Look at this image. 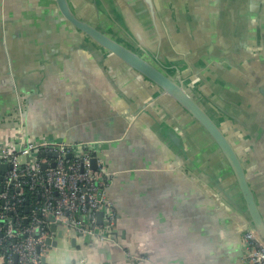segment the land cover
Wrapping results in <instances>:
<instances>
[{"label":"water","instance_id":"95a60500","mask_svg":"<svg viewBox=\"0 0 264 264\" xmlns=\"http://www.w3.org/2000/svg\"><path fill=\"white\" fill-rule=\"evenodd\" d=\"M0 4V139L24 131L29 139L52 135L76 142L57 133L34 135L28 120L54 75L51 68L60 72L63 60L67 65L76 53H89L128 118L146 125L234 222L240 260L247 264L242 234L251 232L264 246V77L257 83L252 77L263 71L257 62L264 59V0ZM188 33L195 42H188ZM116 63L151 83L154 94L129 96L112 77L122 74L109 71ZM97 160L91 158L92 169ZM97 222L102 223L101 211ZM56 236L46 238L49 249L63 237L61 229ZM110 238L117 241L113 231Z\"/></svg>","mask_w":264,"mask_h":264},{"label":"crops","instance_id":"0c3cea01","mask_svg":"<svg viewBox=\"0 0 264 264\" xmlns=\"http://www.w3.org/2000/svg\"><path fill=\"white\" fill-rule=\"evenodd\" d=\"M188 35V42H195ZM257 44H262L260 36ZM88 54L76 53L67 65L63 60L60 72L51 68L54 75L30 108L28 128L34 135L100 140L99 156L113 172L106 190L116 213L117 241L84 247L68 230L48 249L46 264H242L234 222L146 125L128 118ZM257 64L263 71L253 72L255 83L264 77V59ZM109 71L122 74L112 77L129 96L154 94L151 83L139 81L124 66L112 64Z\"/></svg>","mask_w":264,"mask_h":264},{"label":"built area","instance_id":"2783aa9c","mask_svg":"<svg viewBox=\"0 0 264 264\" xmlns=\"http://www.w3.org/2000/svg\"><path fill=\"white\" fill-rule=\"evenodd\" d=\"M53 152L57 155L49 156ZM99 155L100 145L93 141L52 135L29 139L24 131L0 139V261L41 264L49 249L46 238H56L58 229L72 231L84 247L111 239L116 213L106 188L113 172ZM93 156L98 157L96 169L90 166ZM26 184L38 198L31 205L22 192ZM241 242L244 263L264 264V246L251 232L245 231Z\"/></svg>","mask_w":264,"mask_h":264},{"label":"trees","instance_id":"16d2710c","mask_svg":"<svg viewBox=\"0 0 264 264\" xmlns=\"http://www.w3.org/2000/svg\"><path fill=\"white\" fill-rule=\"evenodd\" d=\"M1 173V171H0ZM1 187V186H0ZM22 192H23V195L25 198L28 199L29 201V204L31 205L35 200H38L37 196L34 195L31 190L29 189V186L28 184H26L25 186H23L22 188ZM0 203H1V200H0ZM65 235V234H64ZM64 238V237H63ZM63 238H61L60 240H62ZM80 245V244H79ZM0 264H5L3 263V261H0Z\"/></svg>","mask_w":264,"mask_h":264}]
</instances>
